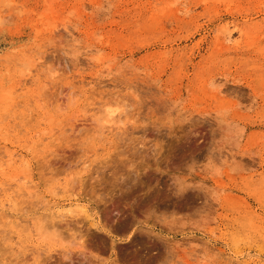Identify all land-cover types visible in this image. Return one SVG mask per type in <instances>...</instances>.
Returning <instances> with one entry per match:
<instances>
[{
  "label": "rangeland",
  "instance_id": "rangeland-1",
  "mask_svg": "<svg viewBox=\"0 0 264 264\" xmlns=\"http://www.w3.org/2000/svg\"><path fill=\"white\" fill-rule=\"evenodd\" d=\"M0 86V264H264V0H0Z\"/></svg>",
  "mask_w": 264,
  "mask_h": 264
},
{
  "label": "bare ground",
  "instance_id": "bare-ground-1",
  "mask_svg": "<svg viewBox=\"0 0 264 264\" xmlns=\"http://www.w3.org/2000/svg\"><path fill=\"white\" fill-rule=\"evenodd\" d=\"M5 11V10H4ZM3 19V18H2ZM251 25H253V24H251ZM250 25V26H251ZM227 26H229V25H227ZM239 27V26H238ZM229 29H230V27H229ZM228 29V30H229ZM224 30H226V29H224ZM231 30V29H230ZM241 30V34L243 33L244 34V32H242V29H240ZM237 31V30H236ZM231 32L232 31H229L228 32V36H229V34L231 35ZM220 34V33H219ZM246 34V33H245ZM230 38H231V36H229ZM228 37V38H229ZM246 37V36H245ZM223 38V37H222ZM247 38V37H246ZM224 40H225V38H224ZM230 41V40H229ZM221 44V43H220ZM225 46V45H224ZM37 54V53H36ZM31 58V57H30ZM42 58V57H41ZM37 59V58H36ZM38 60V59H37ZM36 62H38V61H36ZM30 68V67H29ZM36 77V76H35ZM45 83V82H44ZM10 84V83H9ZM1 87V86H0ZM7 87V86H6ZM67 87V86H66ZM4 88V87H3ZM42 89V88H41ZM8 90V89H7ZM84 90V89H83ZM71 92V91H70ZM74 93H76V91H74ZM2 94V93H1ZM4 94V93H3ZM72 94V93H71ZM64 95H66V94H64ZM1 96V95H0ZM2 97V96H1ZM7 97H10V95L9 96H7ZM13 97V96H12ZM61 98V97H60ZM63 98H65L64 96H63ZM8 99V98H7ZM11 99V98H10ZM59 99V98H58ZM63 101V100H62ZM65 101V100H64ZM9 102H11V100L9 101ZM55 102V101H54ZM82 102V101H81ZM106 102V101H105ZM104 102V103H105ZM65 103V102H64ZM111 103V102H110ZM70 104H71V102H70ZM80 104V103H79ZM109 104V103H108ZM107 103H106V105L104 106L105 107V113H104V109L103 108H101V109H99V110H101V111H98L99 113H101V114H103L104 116H102V118H99V123L101 124V123H103L102 125H103V128H106V129H109V130H111L112 128H115V126L117 127V124H119L120 123V121L122 122L123 120H122V114L120 113V109H119V107H112L111 105H108ZM27 105H29V104H26V106ZM61 105H63V104H61ZM60 105V103H59V106H61ZM12 106V105H11ZM17 106V105H16ZM85 106V105H84ZM81 107H83V106H78V108H77V111H81L82 110V108ZM26 108V107H25ZM80 108H81V110H80ZM88 108V107H87ZM103 109V110H102ZM5 110V109H4ZM89 110V109H88ZM91 110H92V108H91ZM95 110H97V108L95 109ZM85 111V110H84ZM83 111V112H84ZM96 112V111H95ZM79 113V112H78ZM5 114H7V113H5ZM4 114V115H5ZM46 114V113H45ZM76 114V113H75ZM95 115V114H94ZM100 115V114H99ZM6 116V115H5ZM26 116V115H25ZM80 116V115H79ZM7 117V116H6ZM97 118V117H96ZM33 120V119H32ZM121 124V123H120ZM78 125V124H77ZM64 127V126H63ZM53 129V128H52ZM52 129L50 130V132L52 131ZM59 129V128H58ZM46 130V129H45ZM56 130V129H55ZM116 130V128L113 130V131H115ZM46 131H48V130H46ZM49 132V131H48ZM97 132H99V131H97ZM100 132H103V131H100ZM45 133V132H44ZM37 134V133H36ZM102 134V133H101ZM45 135V134H44ZM43 135V136H44ZM51 135H53V133L51 134ZM50 139V138H49ZM45 140V139H44ZM27 141V140H26ZM29 142H31V143H33L34 142V140H31V141H29ZM28 142V143H29ZM36 143V142H35ZM44 143V142H43ZM102 148V147H101ZM10 151V150H9ZM8 151V155L10 156V158L11 157H13L14 156V154L12 153V152H9ZM15 151V150H14ZM3 153V152H2ZM1 153V154H2ZM15 158V157H14ZM9 160V159H8ZM11 160V159H10ZM12 161V160H11ZM13 162V161H12ZM8 163V162H7ZM2 170V169H1ZM2 172V171H1ZM28 178V177H27ZM28 180H30L29 178H28ZM31 181V180H30ZM1 184V183H0ZM5 184V183H4ZM4 184H1V186H0V190H2V192L3 193H5V199H4V202H3V205H2V207L3 208H6L7 207V205L9 204V206L10 207H15V205H16V201H17V198H18V194L16 193V190H12L11 188H10V186H7V185H4ZM12 185V184H11ZM58 191V190H57ZM1 192V193H2ZM20 195V194H19ZM20 197V196H19ZM7 204V205H6ZM54 205H60V203L59 202H56V203H54ZM53 205V206H54ZM9 206L7 207V208H9ZM69 206V207H68ZM68 206H67V209H61V208H59L57 211H55L54 213H53V216H54V218L55 219H58L59 220V222H58V220H55V222H51V223H49L48 224V226L46 227L47 229H49V231L50 230H54L55 231V229H56V227L58 226V225H60V223L61 222H63L64 221V219L65 218H67L68 216H69V214H71V213H76V214H84V216L83 217H85V218H87V219H89V221H91V219L93 218L92 217V214H90V212H89V208L87 207V206H85L84 204H82L81 202H80V200L78 199V198H76V199H72V201L68 204ZM1 207V208H2ZM55 207V206H54ZM58 207H60V206H58ZM12 209V208H11ZM6 210V209H5ZM8 210V209H7ZM7 210H6V212H7ZM67 210V211H66ZM96 212V211H95ZM2 213H3V211H2ZM5 213V212H4ZM12 213V212H11ZM94 213V212H93ZM96 214V213H95ZM3 215V214H2ZM1 215V216H2ZM11 216V215H10ZM34 218H36V214H34ZM2 217H4V216H2ZM1 217V219H3ZM12 217H14V216H12ZM12 217H10V218H12ZM45 217V216H44ZM44 217H43V219H44ZM92 217V218H91ZM9 218V217H8ZM17 218V217H16ZM33 218V219H34ZM42 218V217H41ZM41 218H40V216H39V219H40V221H41ZM47 218V217H46ZM15 219V218H14ZM20 219V218H19ZM43 219H42V221L41 222H44L43 221ZM93 220V219H92ZM95 220V219H94ZM97 220V219H96ZM54 221V220H53ZM57 221V222H56ZM65 221H66V219H65ZM46 222V221H45ZM92 222V221H91ZM26 223V222H25ZM100 223V222H99ZM22 224V222L21 221H18L17 220V222L15 221L13 224H12V228L13 229H15V228H17V227H19L20 225ZM41 224V223H40ZM64 224V223H63ZM68 224V223H67ZM92 224H96L95 222L93 223L92 222ZM7 225V224H6ZM5 225V226H6ZM8 227V226H7ZM22 227V229L24 230V228H23V225L21 226ZM45 227V226H44ZM33 228V227H32ZM41 228V227H40ZM58 228H59V226H58ZM98 228V227H97ZM19 229V228H18ZM26 229V228H25ZM46 229V230H47ZM60 230V229H59ZM100 230V229H99ZM26 231V230H25ZM39 231V230H38ZM41 231H43V229L41 230ZM53 231V232H54ZM56 231H58V230H56ZM10 232V231H9ZM18 232V231H17ZM19 232H20V230H19ZM50 233V232H49ZM55 233V232H54ZM58 233H59V231H58ZM5 237H7V235L5 236ZM21 238V237H20ZM13 239V238H12ZM36 251H38V250H36ZM40 256V255H39ZM13 259V258H12ZM16 259V258H15ZM6 262V261H5Z\"/></svg>",
  "mask_w": 264,
  "mask_h": 264
}]
</instances>
